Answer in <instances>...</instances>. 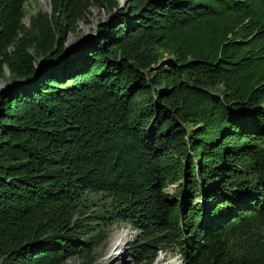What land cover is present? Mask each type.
I'll return each instance as SVG.
<instances>
[{
  "label": "trees",
  "instance_id": "trees-1",
  "mask_svg": "<svg viewBox=\"0 0 264 264\" xmlns=\"http://www.w3.org/2000/svg\"><path fill=\"white\" fill-rule=\"evenodd\" d=\"M25 1L0 0V264L88 256L96 219L154 258L264 264V0H50L28 26Z\"/></svg>",
  "mask_w": 264,
  "mask_h": 264
},
{
  "label": "rangeland",
  "instance_id": "rangeland-1",
  "mask_svg": "<svg viewBox=\"0 0 264 264\" xmlns=\"http://www.w3.org/2000/svg\"><path fill=\"white\" fill-rule=\"evenodd\" d=\"M40 10L50 13V0H26L24 3V25L28 26L31 16H34ZM107 15L108 13L103 7L95 5L89 8L86 16L87 21H79L76 29L68 35L66 50L69 58L75 51L77 44H81L86 38L94 37L98 23L105 20ZM2 82L4 81L0 80V83ZM167 192L176 194L177 185L168 186ZM113 208L112 198L108 194L101 192L87 193L81 210L79 213H76L75 219L78 221L84 217L87 218L95 212H97V215H109L108 212L112 211ZM111 216H113L112 213H110V219ZM109 221H102L101 219L91 221L90 227L96 231L100 229L107 230L106 236L103 239L96 240L97 242H92L93 245L88 256L71 257L67 260L66 264H183L178 254H173L169 250H162L160 248L157 249L155 258L152 256L153 252H149V250H146L147 252L144 250L145 255L142 257L144 253L141 254L140 251L144 248L138 246L140 242L139 230L128 221L114 220L113 223ZM115 232L125 234L124 237H120L122 245L118 248V244L113 246L111 238V235ZM91 236H94L93 232L83 237L80 236V242L86 243L90 241Z\"/></svg>",
  "mask_w": 264,
  "mask_h": 264
},
{
  "label": "bare ground",
  "instance_id": "bare-ground-1",
  "mask_svg": "<svg viewBox=\"0 0 264 264\" xmlns=\"http://www.w3.org/2000/svg\"><path fill=\"white\" fill-rule=\"evenodd\" d=\"M125 234H122V233H118V232H115L111 235V238H112V241H113V246L118 244L117 248L120 247V245H122V242L120 241V237H124Z\"/></svg>",
  "mask_w": 264,
  "mask_h": 264
},
{
  "label": "water",
  "instance_id": "water-1",
  "mask_svg": "<svg viewBox=\"0 0 264 264\" xmlns=\"http://www.w3.org/2000/svg\"><path fill=\"white\" fill-rule=\"evenodd\" d=\"M125 2H126V0H121V2H120V6H123V5L125 4ZM5 73H6V75L9 74L7 68H5ZM5 84H6V82H2V83H0V89H1Z\"/></svg>",
  "mask_w": 264,
  "mask_h": 264
}]
</instances>
